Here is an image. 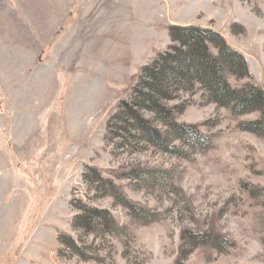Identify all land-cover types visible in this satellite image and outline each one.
I'll list each match as a JSON object with an SVG mask.
<instances>
[{
    "label": "rangeland",
    "instance_id": "obj_1",
    "mask_svg": "<svg viewBox=\"0 0 264 264\" xmlns=\"http://www.w3.org/2000/svg\"><path fill=\"white\" fill-rule=\"evenodd\" d=\"M171 25L220 32L264 89V0H0V264H264V136L237 126L256 115L180 93L200 135L167 152L113 118ZM78 199L117 223L76 228Z\"/></svg>",
    "mask_w": 264,
    "mask_h": 264
},
{
    "label": "trees",
    "instance_id": "obj_2",
    "mask_svg": "<svg viewBox=\"0 0 264 264\" xmlns=\"http://www.w3.org/2000/svg\"><path fill=\"white\" fill-rule=\"evenodd\" d=\"M168 32L170 44L133 76L135 82L131 86L130 99L121 101L113 118L121 120L120 123L126 121L133 131L142 133V139L167 152L174 139L182 140L193 134L200 135V132L195 126L178 123L166 103L180 93L201 90L208 102L226 108L236 119L256 115L238 120L237 126L258 137L264 136V89L254 82L244 55L212 28L171 25ZM146 113L163 117L169 131L163 134L146 118ZM110 135L108 131L107 136ZM91 170L98 175L102 173L96 167H91ZM109 183L113 196L120 199L133 216L147 218L141 217L137 204L112 180ZM76 202L80 204L72 202V206L81 212L76 218V228H91L93 219L103 220V225L107 226L108 222L117 223L107 209L87 205L82 199ZM140 208L145 213L149 211L145 207ZM209 236L217 237L214 232L206 231L197 232L193 238L199 242V239L204 241ZM59 240L68 248L76 246L75 239L66 233H61Z\"/></svg>",
    "mask_w": 264,
    "mask_h": 264
}]
</instances>
